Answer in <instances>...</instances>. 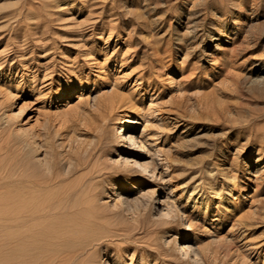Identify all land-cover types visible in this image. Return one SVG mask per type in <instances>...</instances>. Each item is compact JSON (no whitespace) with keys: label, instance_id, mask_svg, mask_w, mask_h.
<instances>
[{"label":"rangeland","instance_id":"374dc122","mask_svg":"<svg viewBox=\"0 0 264 264\" xmlns=\"http://www.w3.org/2000/svg\"><path fill=\"white\" fill-rule=\"evenodd\" d=\"M257 73L264 0H0V185L53 178L88 264H264ZM89 154L102 173L66 177Z\"/></svg>","mask_w":264,"mask_h":264},{"label":"bare ground","instance_id":"6f19581e","mask_svg":"<svg viewBox=\"0 0 264 264\" xmlns=\"http://www.w3.org/2000/svg\"><path fill=\"white\" fill-rule=\"evenodd\" d=\"M215 48L219 50L220 45L216 44ZM252 78L251 82H264L263 73H257ZM71 90L72 89L69 88L66 91L67 94H69ZM129 125L130 123L128 120L120 123L118 133L124 126ZM123 135L124 137L122 140H130V137L125 136L126 134L124 132ZM18 139L19 147L20 149H22L21 152L27 153L26 147H32L31 142L29 144V141H27V139H25L24 137H20ZM98 142L100 144V140ZM5 148H3V150ZM122 148L125 149L131 147L127 142H124ZM90 149L93 151L92 148ZM1 152L2 148L0 147V153ZM85 156L86 158L84 157L72 160L74 162H72L71 165L68 166V170H66L65 173L66 177L70 173L84 170L80 178L81 181H92L93 177L102 173L103 166H101L100 162L98 163L97 160H92L93 156H91L90 154L89 156ZM28 163H30V159L28 160ZM50 164L52 163L50 162ZM7 165L5 167L6 171H10L7 175H9L12 179H20L21 182L19 181L20 183L16 185H0V188H2L0 189V264H88V260L83 259L82 256L85 253L86 247L89 245V243H91V239L85 240V243H83V245L81 246L79 244L80 247L78 246L77 250H75L77 247L72 248L70 244L74 243V240H79L80 242H82L84 241L83 239L90 236L92 233L91 225L87 222H79L78 220L75 221L76 219H72V217H70V219H72L71 222L65 220V217L63 219L58 218L57 215L61 213H58L56 216L54 215L49 218L50 214L54 212L52 208L56 207L55 205L52 206V204L46 203L51 201L48 198L51 197L52 193L50 191L41 190V188L45 187V185L48 184L50 180L52 181L53 178L51 179L47 176H43L44 174H41L42 171L39 170V173L38 167L37 171H33V166L31 167L32 171H29L26 174L22 173L20 175L21 177L19 176L14 178L12 177L14 173L11 170V163L7 162ZM50 166L52 165H49V167ZM20 167L23 168V165L20 164L19 168ZM34 167L36 169V166ZM59 176L56 175L55 179ZM83 184L84 183H82L81 185ZM125 184L128 187L133 188L135 182L127 181ZM202 201L203 202L201 204V207L205 213V210L209 204L207 203V201ZM55 204L57 205V203ZM81 211L80 213H82ZM186 216L187 222L184 223V229L190 230L192 229L193 225L199 223L198 221L197 223H195L196 220L194 217V212H190ZM76 225H78L79 227L76 228Z\"/></svg>","mask_w":264,"mask_h":264}]
</instances>
